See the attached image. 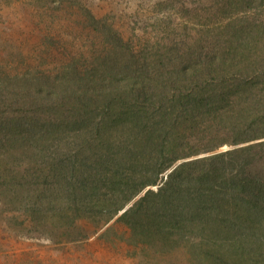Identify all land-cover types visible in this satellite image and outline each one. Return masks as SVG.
<instances>
[{
	"label": "trees",
	"instance_id": "16d2710c",
	"mask_svg": "<svg viewBox=\"0 0 264 264\" xmlns=\"http://www.w3.org/2000/svg\"><path fill=\"white\" fill-rule=\"evenodd\" d=\"M224 6L232 10L228 18L238 10L264 7V0H224ZM75 14L100 36L104 51L71 54L87 65L56 71L66 56L48 50L55 74H48L51 84L42 94L53 116L43 129L25 130L15 118L4 117L6 113L0 118V148H10L7 154L16 148L26 153L31 148L27 144L36 141L49 153V159L42 157L38 164L47 170L36 169L28 176L46 188L37 196L49 199L45 213L56 217L52 225L64 222L62 233L72 240L79 219L102 225L115 219L127 228L128 241L141 248L159 246L165 252L185 243L202 264H264V111L257 116L232 111L234 123L226 130L232 142L216 145L210 142L215 137L205 138L204 132L203 138L186 143L188 137L170 135L174 127L166 126L201 107H207L208 120H214L217 104L243 93L254 78L242 72L225 76L227 69L213 63L205 74L220 80L210 78L202 88L193 83L195 89L180 96L170 75L172 84L167 81V86L156 82L160 76L145 75L150 65L134 62L133 50L105 19L95 18L85 7ZM238 24L241 30L243 22ZM261 28L253 24L254 32ZM184 70L178 72L182 77ZM228 77L234 81L225 87L220 81ZM167 89L170 95L150 102L154 93ZM211 123L203 124L207 132L215 126ZM183 140L187 151L179 155L185 149ZM225 145L228 150L215 151ZM18 165L11 161L4 172L23 181L21 172L14 173ZM57 200L58 210L51 205Z\"/></svg>",
	"mask_w": 264,
	"mask_h": 264
},
{
	"label": "rangeland",
	"instance_id": "374dc122",
	"mask_svg": "<svg viewBox=\"0 0 264 264\" xmlns=\"http://www.w3.org/2000/svg\"><path fill=\"white\" fill-rule=\"evenodd\" d=\"M81 7L112 26L124 45L133 50L135 63L146 61L150 65L145 75L160 76L156 82L162 85L167 81L172 84V79L180 96L195 89L193 83L202 88L210 78L220 80L205 74L213 63L227 69L225 76L242 72L244 77L254 78L243 93L237 89L238 94L230 95L222 106L216 102L220 110L214 120L209 121L208 108L201 107L192 115L183 114L180 123L166 122L167 128L174 127L170 135L178 132L179 137H188L187 143L203 138L200 134L204 132L205 138H217L210 141L214 145L223 140L232 142L226 136L234 123L229 117L232 111L242 110L251 116L264 111V7L238 10L225 18L232 10L224 6V0H0V118L6 113L4 117L15 118L25 130L32 126L36 131L43 129L48 116H53L42 94L51 84L48 74H55L48 50L58 52L59 58L66 56L56 71L66 65L78 69L87 65L86 60L72 59L71 54L88 56L92 49L99 54L104 51L100 36L75 14ZM253 24L263 29L254 32ZM181 69H185L183 77L178 74ZM231 78L221 79L220 83L225 81V87H229L234 81ZM161 92L154 93L150 102L171 94L169 89ZM209 122L215 126L207 132L203 127ZM199 144L202 147L203 143ZM182 146L185 149L179 155L187 151L185 140ZM27 147L31 148L26 153L16 148L10 154V148H0V264H202L185 243L162 252L159 246L141 248L129 242L127 228L115 224V219L104 225L79 219L73 231L70 229V240L62 233L64 222L52 225L56 217L49 218L45 213L49 199L37 196L46 188L36 186L28 176L36 169L47 170L48 166L38 164L47 156L48 160L49 153L37 141ZM228 149L225 145L215 151ZM11 161L20 164L14 173L21 172L25 180L17 176L11 179L4 172L5 164ZM25 182L31 185L27 187ZM51 205L58 210V200Z\"/></svg>",
	"mask_w": 264,
	"mask_h": 264
}]
</instances>
